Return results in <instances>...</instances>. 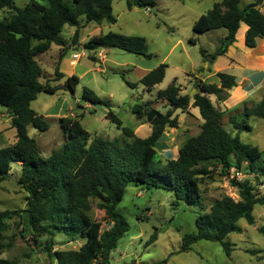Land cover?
I'll use <instances>...</instances> for the list:
<instances>
[{"label":"trees","instance_id":"obj_1","mask_svg":"<svg viewBox=\"0 0 264 264\" xmlns=\"http://www.w3.org/2000/svg\"><path fill=\"white\" fill-rule=\"evenodd\" d=\"M113 1L31 0L26 6L18 7L15 0H0V10L11 14L9 18L0 20V105L7 108L12 127L16 129L15 143L0 149V189L13 165L20 166L18 182L29 194L28 220L37 232L36 237L52 238L62 234L70 241L85 240L80 250L54 252L52 258L56 264H93L98 260L105 264L109 261L120 239L130 231L127 218L117 210L129 185L171 191L175 207L194 204L203 208L200 177L210 173L207 170L209 164H215L227 176H230L232 168L241 173L245 163L250 171H264V167L258 164L262 158L261 149L244 143L240 137L242 131H252L248 122L250 118L264 119V99L259 104L245 107L242 112L230 114L229 123L236 132L226 130V112L210 98L216 96L218 102H224L228 91L237 86L236 77L224 72L216 74L219 83L196 78L197 92L193 97L182 95V88L175 79L167 89L159 91L154 100L136 104L133 113L151 125V134L146 138L138 137L132 129L123 127L122 121L110 109L108 118L122 131L119 137H93L83 128L78 117H62L59 121L64 144L47 157L41 155L37 141L28 134V128L47 132L50 125L47 118L32 107V103L40 93L54 95L60 88L42 83V79L47 77L37 58L57 45L61 47V61L71 48L62 32L66 26L74 27L72 42L76 43L83 28L82 17L87 23L107 21L115 24ZM262 2L254 0L243 8L240 0L216 2L195 22L193 30L197 34L227 30L218 50L209 53L201 48L205 62L212 64L225 55L236 42L242 25L248 27V47L254 48L259 38L264 39ZM127 4L129 9H150L157 5V1L127 0ZM191 43L196 45L197 40L192 38ZM86 47L89 50L117 48L152 58L146 39L140 36L109 32L93 36ZM167 68V64H161L141 78L140 84L148 93L152 94L164 81ZM55 75L56 81L65 78L59 65ZM79 83L80 78L73 75L66 79L64 86L74 93ZM126 83L131 88L138 87L137 83ZM83 99L92 105L111 106L89 89H84ZM158 104H163L167 111L159 109ZM190 107L200 111L203 119L201 132L185 143L176 159L160 165L157 161L158 142L167 128L179 127L175 113L178 110L186 112ZM240 117L242 119L239 120ZM231 183L237 189L239 199L223 197L216 200L211 210L197 219V231L183 237L181 252L190 251L194 244L206 240L220 242L230 256L232 247L226 239L239 231L237 223L246 219L250 225L255 224L254 208L264 204V195L259 196L248 180L234 178ZM94 200H98L106 212L107 227L89 214ZM15 213L10 210L0 212V241L7 221ZM157 239L156 231L149 243ZM164 263L166 261L154 264ZM0 264L16 263L3 259L0 251Z\"/></svg>","mask_w":264,"mask_h":264},{"label":"rangeland","instance_id":"obj_2","mask_svg":"<svg viewBox=\"0 0 264 264\" xmlns=\"http://www.w3.org/2000/svg\"><path fill=\"white\" fill-rule=\"evenodd\" d=\"M30 1L15 0L18 7H24ZM156 1L157 5L148 11L145 7L129 9L127 0H114L112 6L113 15L117 19L115 24L107 21L101 24H87L82 17L81 23L87 25L76 43L72 42L70 31L72 28L62 32V36L69 40L71 45L65 55L66 61L59 60L55 47L43 54L54 56L52 59L48 55L37 58L47 77L46 80L42 79V83L60 88L54 95L40 93L32 103V107L40 115L45 116L50 125L47 132H40L33 127L28 128V134L37 141L42 156H49L64 144V134L59 121L62 117H78L83 128L93 137L113 139L119 137L122 131L108 118L111 109L122 121L123 127L132 129L138 137H148L151 134V125L137 118L133 113L134 106L154 100L157 93L167 89L175 79L182 88L192 86L191 80L195 82L196 78L206 71L207 62L202 57L201 48L209 53L219 49L221 38L227 35V30L219 29L197 34L193 26L214 3L221 0ZM10 16L9 11L0 10V20ZM109 32L144 37L152 58L148 59L117 48L89 50L86 47L93 36ZM192 38L197 40L196 45L191 43ZM76 52L85 55L73 65L72 56ZM101 54H106V58L101 60ZM161 64L168 65L165 79L150 94L140 84V80L147 72ZM57 65L60 72L65 75L60 81H56ZM73 75L80 78L74 93L64 86L66 79ZM126 81L137 83L138 87L131 88ZM208 81L212 83L216 79L209 78ZM84 89L93 91L111 106H96L85 101ZM259 94L264 98V90ZM212 99H216V96H212ZM215 102L217 104V101ZM157 107L164 112L167 111L163 104H158ZM175 115L179 118V127L167 128L157 145V161L160 165L176 159L185 143L202 130L203 119L198 108L190 107L186 112L178 110ZM229 117L230 114L225 113L224 124L226 130L232 132L234 128L229 123ZM248 122L252 131H242L241 140L261 149L262 158L258 164L264 167V119L250 118ZM15 141L16 129L12 127L10 113L7 108L0 105V149L11 147ZM247 168L248 165L245 163L244 170L239 173L238 178L250 181L256 189L255 192L263 196L264 171L256 169L254 172ZM207 170L210 173L200 177L203 208L194 204L175 207L172 204L174 193L171 191L129 185L117 210L127 218L130 231L120 239L117 248L112 251L109 261L105 264H154L164 261H166L164 264H264V204L256 205L254 208V225H250L246 219H241L237 223L239 231L227 237L226 241L232 247L230 256L220 242L206 240L194 244L190 251L181 252L183 237L197 231V219L202 213L209 212L216 200L223 197L239 199L238 191L231 183V176H227L228 174L222 172L215 164H209ZM233 172L235 169H231L229 175ZM20 173L21 167L14 164L0 189V212L5 210L16 212L12 219L7 221V228L0 241L1 257L16 264H56L52 258L54 252L80 250L85 240L70 241L62 234H56L52 238L36 237L37 232L28 220L29 194L18 182ZM89 214L103 227L108 226L106 212L99 206L98 200L93 201V208ZM156 231L158 239L150 244L149 241ZM93 264L104 263L98 260Z\"/></svg>","mask_w":264,"mask_h":264},{"label":"crops","instance_id":"obj_3","mask_svg":"<svg viewBox=\"0 0 264 264\" xmlns=\"http://www.w3.org/2000/svg\"><path fill=\"white\" fill-rule=\"evenodd\" d=\"M247 1L248 2H243L240 0V6L243 8L246 5L254 2V0ZM263 4L264 0L261 5L262 11ZM81 24L83 26V28H81L82 32L88 23L86 25L83 23ZM67 28H72L70 31L73 37L76 29L70 26H66L65 29ZM247 31L248 27L246 25H242L237 34L236 42L229 47L228 52L225 55L220 56L219 59L217 58L214 63L206 64V71L201 74L200 77H198L206 82H209V78H215L216 81L212 83H219V80L216 76V74L219 72L228 73L236 77L237 86L228 91V98L224 102H218L217 97L216 99H212V96H210L213 103L228 114L241 112L245 107H251L253 105L259 104L264 99L262 98L261 94H259L262 90H264V39L259 38L257 40V46L250 48L246 45ZM225 36H223L221 40ZM54 47L56 48L59 56L61 47L53 45L50 51H52ZM47 55L48 54L42 56ZM48 56L50 59L54 57L52 55ZM64 60L66 61L65 57L62 59V61ZM191 83L192 86L189 87L182 88L181 86L182 95L190 94L193 89H196L195 82L191 80ZM215 101H217V104ZM232 132H235V130Z\"/></svg>","mask_w":264,"mask_h":264},{"label":"built area","instance_id":"obj_4","mask_svg":"<svg viewBox=\"0 0 264 264\" xmlns=\"http://www.w3.org/2000/svg\"><path fill=\"white\" fill-rule=\"evenodd\" d=\"M147 10L149 11L150 9L148 8ZM103 52H104V51H103ZM84 55H85V53H80V52H76V53H74L73 56H72V61H71V63H72L73 65H76V64L82 59V57H83ZM105 55H106V54H105ZM105 55L101 54V55H100V59H101V60L105 59V58H106ZM232 169H234V168H232ZM230 171H231V170H230ZM230 176L232 177V179L236 178V179H238V180H242V179L238 178V176H239V172H237L236 169H235V172H233L232 175H230Z\"/></svg>","mask_w":264,"mask_h":264},{"label":"water","instance_id":"obj_5","mask_svg":"<svg viewBox=\"0 0 264 264\" xmlns=\"http://www.w3.org/2000/svg\"><path fill=\"white\" fill-rule=\"evenodd\" d=\"M207 64H209V62H207ZM194 92H197V89H193V91L190 93V97L194 96Z\"/></svg>","mask_w":264,"mask_h":264}]
</instances>
